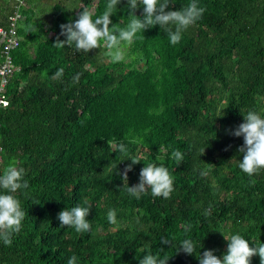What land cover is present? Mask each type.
<instances>
[{"label": "trees", "instance_id": "16d2710c", "mask_svg": "<svg viewBox=\"0 0 264 264\" xmlns=\"http://www.w3.org/2000/svg\"><path fill=\"white\" fill-rule=\"evenodd\" d=\"M190 2L171 0L168 10ZM106 3L0 0V24L13 10L19 14L15 69L0 105V174L14 164L29 183L15 193L26 216L10 246L0 241V264H67L72 255L77 264H139L148 251L169 256L167 264H199L195 254L176 253L182 240L191 239L200 255L214 250L222 258L225 238L237 233L258 246L264 169L253 176L240 170L243 137L231 130L248 110L264 117V0H197L205 12L178 44L152 26L137 33L118 63L103 41L88 53L53 45L57 36L65 39L61 24L85 9L95 20ZM142 13L140 5L134 14ZM110 19L117 28L128 24L127 0ZM61 67L62 78L52 79ZM176 149L184 156L179 164ZM130 158L141 162L122 180L118 173ZM149 163L169 170L170 198L150 189L139 199L127 193ZM77 204L91 205L87 232L60 226L57 218ZM251 264H260L258 255Z\"/></svg>", "mask_w": 264, "mask_h": 264}, {"label": "clouds", "instance_id": "9594fccd", "mask_svg": "<svg viewBox=\"0 0 264 264\" xmlns=\"http://www.w3.org/2000/svg\"><path fill=\"white\" fill-rule=\"evenodd\" d=\"M127 2L131 19L125 27H114L110 19L120 0H107L104 11L95 20H93V13L85 9L79 13L74 22L61 24L60 35L65 39L61 40L57 36L53 45L63 48L66 45L74 44L77 51L82 50L88 53L92 49L100 48L101 41H103L107 55L113 62L118 63L125 58L121 48L122 42L131 44L137 33L158 25L167 32L169 42L176 45L181 41L183 33L189 26L195 24L205 12L204 8L198 6L197 0H191L186 7L179 10H168L171 0H127ZM140 5L143 6V13L142 16H137L134 13ZM63 73L64 68L61 67L51 78L59 80ZM79 76V73L73 76V84L79 82ZM243 121L234 130H231V134L243 137V145L237 149L239 153L243 154L238 167L243 173L253 176L264 169V117L255 110H248L243 115ZM116 147L120 153L128 155V149L124 144H118ZM172 158L179 164L184 156L180 150L176 149L172 151ZM128 160H131V164L127 165L122 173H118L122 180L126 181L127 173L132 170V165L141 162L136 158ZM207 174V170L200 171L202 177ZM24 177L25 169L16 167L14 164L8 165L0 174V241L6 246L11 245L12 235L20 231L22 221L26 216L21 201L15 195L19 190L29 187V183ZM173 183V177L166 167L149 163L141 169L139 183L127 186L126 191L129 195L139 199L150 189L154 197L168 199L174 190ZM90 207L91 205L83 207L77 204L62 209L57 217L60 226L73 227L78 233L89 231L91 225L86 217L89 215ZM204 215H210V212L205 210ZM107 218L110 223H116L115 209L108 211ZM225 240L227 249L222 258L214 255V250H205L200 255L197 253L195 243L187 238L181 241L176 253L182 251L188 255L195 254L199 264H251L252 257L258 255L260 264H264V242H260L256 247L250 246L248 240L239 233L232 234ZM161 245L169 246L170 241L167 238H162ZM169 259L170 257L167 255L161 257L158 253L153 254L148 251L139 260V264H167ZM67 264H77V257L72 255Z\"/></svg>", "mask_w": 264, "mask_h": 264}, {"label": "built area", "instance_id": "2783aa9c", "mask_svg": "<svg viewBox=\"0 0 264 264\" xmlns=\"http://www.w3.org/2000/svg\"><path fill=\"white\" fill-rule=\"evenodd\" d=\"M18 12L13 10L5 19V24H0V105L4 104L3 92L8 77L15 69L11 51L17 45L16 19Z\"/></svg>", "mask_w": 264, "mask_h": 264}, {"label": "rangeland", "instance_id": "374dc122", "mask_svg": "<svg viewBox=\"0 0 264 264\" xmlns=\"http://www.w3.org/2000/svg\"><path fill=\"white\" fill-rule=\"evenodd\" d=\"M121 48H122V50L124 51V54H125L126 51H127V43H122L121 44Z\"/></svg>", "mask_w": 264, "mask_h": 264}]
</instances>
